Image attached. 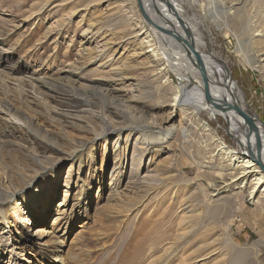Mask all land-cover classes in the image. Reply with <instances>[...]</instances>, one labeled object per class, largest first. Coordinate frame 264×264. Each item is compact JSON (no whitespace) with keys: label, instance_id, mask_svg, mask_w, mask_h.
<instances>
[{"label":"rangeland","instance_id":"rangeland-1","mask_svg":"<svg viewBox=\"0 0 264 264\" xmlns=\"http://www.w3.org/2000/svg\"><path fill=\"white\" fill-rule=\"evenodd\" d=\"M94 1L0 0V184L7 198L19 191L0 207L7 220L0 227V264H264V204L250 200L249 188L216 193L231 178L219 173L230 164L217 155L216 140L237 149L235 128L208 113L184 110L172 116L182 80L172 73L158 80L148 74L146 56L135 57L142 50L140 40L132 38L142 27L137 0ZM197 2H184L183 8L186 17L201 21L210 46L204 51H213L227 66L230 80L244 95L245 110L264 125V70L246 59L248 41L261 23H253L255 14L264 11L258 8L261 3ZM90 23L101 28L98 36L90 35L95 41L118 43L109 47L117 50L116 59L127 48L124 57L136 67L127 73L141 92L137 111L154 123L151 134L171 116L168 127L177 131L172 141L146 152L134 140L124 164L120 151L115 152L116 134L102 137L101 129L86 132L70 125L84 114L69 107L76 95L68 89L95 102L98 113L102 99L93 92L104 88L102 80L109 76L95 66H80V36ZM73 64L81 70L72 75L70 87L61 80L70 76ZM32 78L61 88H44L58 98L47 97L54 113L45 114L20 96L23 90L15 81ZM129 89L124 85L121 94ZM26 96L32 102L34 95ZM116 193L123 197L115 199ZM32 210L41 212L39 217Z\"/></svg>","mask_w":264,"mask_h":264},{"label":"bare ground","instance_id":"bare-ground-1","mask_svg":"<svg viewBox=\"0 0 264 264\" xmlns=\"http://www.w3.org/2000/svg\"><path fill=\"white\" fill-rule=\"evenodd\" d=\"M49 1L50 0L47 2L46 0L47 4L50 3ZM138 1L142 6L145 17L143 15L142 19L140 17L142 22L140 23L142 25L140 31H137L136 35H132L133 37L130 35L132 38L140 40V47H142L141 52H139L140 54H135V57L146 56L145 61L148 65L147 69L150 72L148 74L152 77L158 78V80L164 77L166 78L170 73H172L176 78L182 80V83L177 88L179 92L172 100V116L177 111L181 112L184 110H191L190 113L193 112L197 116L201 113H208L211 117L221 116L229 123L231 128H235L236 132L233 133L237 134L238 139L236 135L233 137L236 139L237 149H230L220 139L216 140L217 144H215V151H217V155L222 159L227 160L230 164L227 169H219V173L222 177H226L227 175L231 176L230 180L224 187L216 190L217 195L223 188L227 190L228 188L238 190L249 188L250 200L256 205L264 204L262 203L264 202V125L257 117H251L245 110L244 95L237 84L230 80L227 66L215 55V53H213V51H204L209 49L210 46L204 39L205 36L201 30V21L194 16H185V10L183 8L184 2H186L189 6H193L198 3L197 0H137L139 8ZM253 1V3H261V7L258 6L261 11L264 9V0ZM46 2L44 3L46 4ZM94 2L98 1L96 0ZM89 4L87 5L88 7L90 6ZM255 16L257 17L256 19ZM255 16L252 18L250 17L251 20L255 19L253 23L256 24L260 19L261 23H257V25H255L252 37L248 41L249 56H247L246 59H253L256 62H249V65L254 67L257 64L259 68L261 67L262 70H264V11L261 13L258 12ZM193 19H195V21ZM94 23H90L88 29H86L80 36V47L77 53L79 54L81 52L80 66L83 68L95 66L96 70H99V72L105 71V73H108L109 76L102 80V86L104 88L101 87L102 89L99 88L93 92L94 97L97 96L102 99L97 109L100 111L98 113L95 111L97 105L95 102L85 99V96L77 95L73 89H68L72 90L74 95H76H73L75 98L73 101L68 100L69 107L81 108L80 111L84 114L83 117H73L74 119L71 117V119L74 121L76 120L77 123L75 122V124L73 123L70 125L86 132H94L96 128L101 129L103 132L102 137H105L108 134H116V140L114 143L115 152L117 150L120 151V160H122V163L124 164L127 156L124 154H126L128 150V144L134 140L135 146L139 147L142 152H146L153 145L167 144L172 141L174 136H176L175 132L177 133V131L172 127H168L172 120L171 116L168 120L160 124L161 130L159 132L151 134L150 130H152L154 123L152 124L144 118L145 112L137 111L136 103H138L141 99V92H139L134 83L133 75L127 73V71L136 68L133 67L134 65H129L131 58L129 60L127 57H124L127 48L125 47L124 53L119 55L116 59L118 55L117 50L114 51V48L109 47H115L118 43L114 45L115 42L113 43L111 39L107 40V38H102L101 42L95 41L93 37L98 36L101 28H97ZM245 27L247 28V25H245ZM189 33L191 35L190 43L200 54L208 83L204 82L202 73L200 68L197 66L195 58L193 56L190 58L191 56L187 54L183 44L179 43L175 38L179 37L184 41H189ZM90 35L94 36L90 37ZM127 37L130 39L129 36ZM109 50H113L112 55L111 53L108 54ZM120 60H123L125 63L121 64L122 61ZM70 67V76H65V78L62 77L61 81H66L69 83L68 85L72 87L71 84L75 82L72 75L76 76V72L80 71L81 68H78L76 64L70 65ZM134 76L136 75L134 74ZM18 80L20 81H15L17 84L16 86L22 88L24 93L20 92V96L24 94L23 99L26 103L39 105L43 108L45 114L48 111L54 113L51 108V103L48 100L49 98L47 97L54 99L55 96H50L49 93L44 91V88L53 92L60 91L61 88L58 89V86L56 87L54 84H48V81L45 82L42 79L38 80L32 78L30 81L27 79ZM2 81L3 79L1 82ZM126 84H128L130 91L128 93L125 92L124 94H121V91L123 92L124 85ZM117 85H121L122 89H119L118 87L116 88ZM59 86L67 88L65 84H61ZM61 91H64V89ZM27 92L34 95L32 102L26 99ZM107 102L110 103L108 106ZM236 109H240L251 117L254 125V131H251L249 124L239 113L236 112ZM55 114L57 116L59 113ZM86 114L89 116L85 117ZM13 116L16 115L14 114ZM60 122H62V120L58 123ZM67 124L69 123H66V125ZM29 125L33 128L36 135L41 134L38 129L35 130V125L33 123L29 122ZM36 126L37 128L41 127L37 124ZM44 137L46 138L47 136ZM123 138H125L126 143H123V141L121 142ZM30 157L35 160L37 159L35 156ZM224 172H229V174L224 175ZM147 178L144 179L146 180ZM146 181H148V179ZM146 183L147 182H145V185ZM215 187L217 186L215 185ZM18 192L19 191L13 193L7 198L6 190L0 184V207L5 206V203L11 201L10 199L14 198ZM115 196V199H121L123 194L116 193ZM49 206L50 201H47L46 207L49 208ZM40 213L35 215L39 217L38 214ZM31 214L35 216L33 210ZM213 214L215 215L217 212L214 210ZM5 216V212L0 209V227L7 224ZM36 222L37 221L34 220L33 224ZM3 233L5 234V231L2 230V234ZM0 244H3V242L0 241ZM3 254H5V251ZM209 255L210 253L204 255L200 262L206 260ZM58 259L59 262L63 263L62 254H59Z\"/></svg>","mask_w":264,"mask_h":264},{"label":"water","instance_id":"water-1","mask_svg":"<svg viewBox=\"0 0 264 264\" xmlns=\"http://www.w3.org/2000/svg\"><path fill=\"white\" fill-rule=\"evenodd\" d=\"M139 9H140L142 15L145 17L140 2H139ZM175 38L179 43L183 44L187 54L189 56H191L190 58H192V56L195 58L197 66L200 68V71L202 73V77H203L204 82L208 83L206 72L203 68L200 54L196 51L194 46L190 43V39H191L190 33L188 34L189 41H184V40L180 39L179 37H175ZM236 112L239 113L245 119V121L249 124L251 131H254V125H253V121H252L251 117L248 114H246L245 112L241 111L240 109H236Z\"/></svg>","mask_w":264,"mask_h":264}]
</instances>
